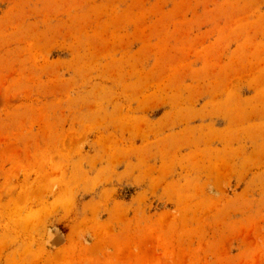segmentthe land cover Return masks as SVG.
Here are the masks:
<instances>
[{"label":"rangeland","instance_id":"obj_1","mask_svg":"<svg viewBox=\"0 0 264 264\" xmlns=\"http://www.w3.org/2000/svg\"><path fill=\"white\" fill-rule=\"evenodd\" d=\"M0 264H264V0H0Z\"/></svg>","mask_w":264,"mask_h":264},{"label":"bare ground","instance_id":"obj_2","mask_svg":"<svg viewBox=\"0 0 264 264\" xmlns=\"http://www.w3.org/2000/svg\"><path fill=\"white\" fill-rule=\"evenodd\" d=\"M50 231V230H49ZM48 231V232H49ZM50 234V233H49ZM53 235V237L51 236V238H52V242L53 243H56V244H58V243H60L62 240H63V238L61 237V235L59 236L56 232H54V233H52ZM51 241V240H50ZM63 242V241H62ZM60 245V244H59Z\"/></svg>","mask_w":264,"mask_h":264}]
</instances>
